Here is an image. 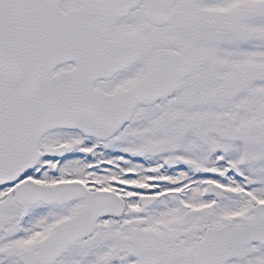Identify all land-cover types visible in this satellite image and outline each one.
Segmentation results:
<instances>
[{
  "label": "snow or ice",
  "instance_id": "snow-or-ice-1",
  "mask_svg": "<svg viewBox=\"0 0 264 264\" xmlns=\"http://www.w3.org/2000/svg\"><path fill=\"white\" fill-rule=\"evenodd\" d=\"M0 264H264V0H0Z\"/></svg>",
  "mask_w": 264,
  "mask_h": 264
}]
</instances>
